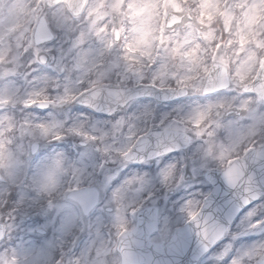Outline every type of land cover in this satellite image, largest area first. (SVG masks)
I'll use <instances>...</instances> for the list:
<instances>
[{
  "label": "clouds",
  "instance_id": "1",
  "mask_svg": "<svg viewBox=\"0 0 264 264\" xmlns=\"http://www.w3.org/2000/svg\"><path fill=\"white\" fill-rule=\"evenodd\" d=\"M0 264H264V0H0Z\"/></svg>",
  "mask_w": 264,
  "mask_h": 264
}]
</instances>
